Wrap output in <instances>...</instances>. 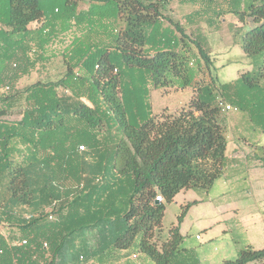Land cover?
<instances>
[{
    "label": "trees",
    "instance_id": "16d2710c",
    "mask_svg": "<svg viewBox=\"0 0 264 264\" xmlns=\"http://www.w3.org/2000/svg\"><path fill=\"white\" fill-rule=\"evenodd\" d=\"M173 1L215 0H0V264H104L131 251L199 264L179 231L195 202L164 241L162 218L178 193H208L224 171L220 104L240 107V91L264 80V0L236 12L255 24L240 38L251 69L226 84L211 73L204 37L169 17ZM63 36V74L16 90ZM151 88L193 94L155 117ZM261 262L264 248L246 246L220 264Z\"/></svg>",
    "mask_w": 264,
    "mask_h": 264
},
{
    "label": "rangeland",
    "instance_id": "374dc122",
    "mask_svg": "<svg viewBox=\"0 0 264 264\" xmlns=\"http://www.w3.org/2000/svg\"><path fill=\"white\" fill-rule=\"evenodd\" d=\"M234 15H229L228 18L223 19V24H225L227 37L220 38V45L212 43V57L211 61V73L218 84H226L237 79L243 71L248 69L246 59L241 50L234 43H237V39L240 34L247 30L248 28L254 27L252 20L246 21L244 28L238 26L237 20L232 17ZM174 21H176L175 16H172ZM187 32L191 29L188 25H182ZM205 32H208L212 38H216L217 35H222V26L218 25L217 28L203 26ZM223 29H225L223 27ZM59 37L58 40L47 49L46 52V62L38 63L33 68H31L27 74L20 76V78L14 83L16 90H21L24 87L32 84L37 80H56L64 72V67L60 59L62 48L66 46L65 40ZM218 38V37H217ZM234 45V46H233ZM240 45V44H239ZM264 75V73H262ZM160 94V95H159ZM240 97L237 98V105L240 107L235 108L232 106V111L227 113H222V116L227 123V133L226 136L228 139L233 140L234 138L238 139L242 144H252L247 146L248 156L255 160L260 167L252 168L250 171L249 177L254 181L264 179V167L259 163L258 158L261 157L262 149L264 148V80L260 82L259 87L255 88H243L240 91ZM189 93L179 92L177 90H169L157 92L154 95L152 100V114L159 116L164 113H174L185 107L188 102ZM141 100L147 103L145 96ZM164 102H167L165 104ZM167 106V107H166ZM166 107V108H165ZM144 113L140 117L147 116L148 109L143 108ZM142 110V108H141ZM221 184V183H220ZM219 183L214 186L212 191L209 193L210 201L208 204H201L199 207H192L188 210V213L179 225V229L182 235L186 237L183 244L184 251L188 258L191 260H202V256L208 255H219V253H224L226 247H242V232L239 229L226 231V223L222 222L219 216H212L211 218L218 220L214 221V227L209 229V220L204 218L202 211L205 210L207 214H215L217 200L220 198L222 193V186ZM191 199H184L183 194L176 196L173 201L166 205L164 215L162 218L161 229H162V238L161 241H164L167 232L177 225V217L180 215L182 206L188 202H191ZM243 205V203H241ZM210 206V209L206 210ZM243 209V208H242ZM239 221L243 225H253L258 222V214L254 216H248L244 214V211H240ZM206 219V221H205ZM235 225V224H234ZM198 235L201 237L200 240H196L195 236ZM205 248V249H204ZM229 250V249H228ZM201 253V257L198 253ZM204 253V255L202 254ZM137 255V259H132V255ZM131 251L128 256L129 259L124 260L119 264H139L143 258V255ZM184 254V255H185ZM197 254V255H196ZM127 256V257H128ZM104 264H110L105 262ZM264 264V263H257Z\"/></svg>",
    "mask_w": 264,
    "mask_h": 264
},
{
    "label": "crops",
    "instance_id": "0c3cea01",
    "mask_svg": "<svg viewBox=\"0 0 264 264\" xmlns=\"http://www.w3.org/2000/svg\"><path fill=\"white\" fill-rule=\"evenodd\" d=\"M244 2L245 0H236L237 5L235 6V0H215L214 2L211 3H198V4L179 3L178 1H173L169 5L168 14L171 20L173 21V23H177L181 27H183L182 25L190 26L191 29L189 30V32H187V29L185 30L186 33L188 35H191L192 38L193 36L195 37L196 35H200L204 37L211 58L212 57L211 44L214 43L220 45V38L222 37L226 38L228 35L226 32L225 24L222 23L224 18H228L229 15H234L232 17H234L237 20L238 26H240L241 28L242 27L244 28V24L246 23L247 19L250 20L247 17L245 18V21L242 23L238 20V17L236 15V12L242 11L244 9ZM172 16H175L176 21H174ZM218 25L222 26L223 34L222 35L218 34L217 35L218 38L216 37L215 39L212 38L209 35V33L205 32L203 29V26H209L212 27V29L213 28L215 29L218 27ZM35 26H36L35 24L31 25L32 28H34ZM223 27L225 29H223ZM245 31H243L240 34V36H238L239 38L237 39V43H234V45L237 44L239 48L241 47V45H239L241 35ZM246 63L248 69H246L245 71H249L251 67L248 65L247 59H246ZM163 91L164 90L161 89L151 88L150 100L154 98L155 93L161 92L162 94ZM177 91L189 93L188 101L189 99H191L193 94L192 90L189 88L180 89ZM164 103L167 104V102ZM151 107H152V101H151ZM225 125L227 130L226 122ZM227 141L228 144L225 154L226 156L225 168L221 177L214 184L215 186L217 185V183L219 184L221 183L220 185L222 186V190H221L222 193L220 198L217 200V204H216L217 206L215 208L216 212L215 214L213 213L207 214L206 211L203 210L202 215L204 218L209 219L207 220L210 226L209 229L214 227L215 225L214 221H218L211 218L212 216L215 215L216 217L219 216L221 218L219 220H222V222L226 223L225 224L226 231L231 232V230L233 231L235 229L236 230L239 229V231L242 232L243 235L242 236L243 242L241 244L242 247H235V248L226 247L224 253L222 254L219 253V255L212 254L208 256H202L199 251L197 252L198 257L199 255L200 257L201 256L203 257L202 260L198 258L199 264H220L225 260L235 258L238 252L246 246H251L255 250H260L264 248V179L261 178V180L254 181L252 178L249 177L250 171L253 170L252 168H258L260 167V165L255 160H253L250 157V155L248 156L247 146H251L252 144H249L247 142L246 144H242L238 139L234 138L233 140H230L228 139V137H227ZM212 189L208 193H205L203 191L183 190L180 193H178L176 196L183 194L184 199L188 198L192 200L191 202L188 203L195 202V204L190 208L199 207L201 204H208L209 202H211L209 198V193L212 191ZM241 203H243V205ZM190 208L188 210H190ZM208 209H210V206H208L206 210ZM241 210H243L244 214L248 215L249 217L258 214V222L254 223L253 225H243V223L239 221V217H238L240 215ZM197 236L198 235L195 236V239ZM200 239L201 237L196 240H200ZM202 254L204 255V253ZM127 256L128 254L125 252H118L113 258L110 259L112 260L110 264H119L124 260L130 258L129 256L128 257ZM139 264H152V263L148 259H146V260H142V262ZM250 264H257V263H250Z\"/></svg>",
    "mask_w": 264,
    "mask_h": 264
},
{
    "label": "built area",
    "instance_id": "2783aa9c",
    "mask_svg": "<svg viewBox=\"0 0 264 264\" xmlns=\"http://www.w3.org/2000/svg\"><path fill=\"white\" fill-rule=\"evenodd\" d=\"M11 90H12L11 87H5V88L2 89V92H10ZM220 107H221V111H222L223 113H227V112L232 111V106H231V105H228V104H220ZM234 109H235V108H234ZM79 150H80V151H84L85 149H84L83 146H80V147H79ZM156 201H158V202H162L163 199H162L161 196H157V197H156ZM26 217L28 218V217H30V216H26ZM199 238H200L199 236L196 237V239H199ZM25 244H26V241H25V240H23V241H21V242L19 243V245H22V246H24ZM44 246L46 247V244H45ZM132 259H137V255L133 254V255H132Z\"/></svg>",
    "mask_w": 264,
    "mask_h": 264
},
{
    "label": "water",
    "instance_id": "95a60500",
    "mask_svg": "<svg viewBox=\"0 0 264 264\" xmlns=\"http://www.w3.org/2000/svg\"><path fill=\"white\" fill-rule=\"evenodd\" d=\"M155 204H158V201H155Z\"/></svg>",
    "mask_w": 264,
    "mask_h": 264
}]
</instances>
